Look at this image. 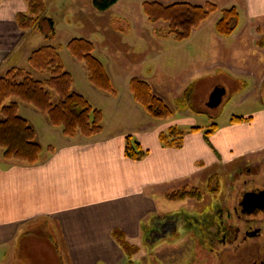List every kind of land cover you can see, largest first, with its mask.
<instances>
[{"label":"crops","instance_id":"obj_1","mask_svg":"<svg viewBox=\"0 0 264 264\" xmlns=\"http://www.w3.org/2000/svg\"><path fill=\"white\" fill-rule=\"evenodd\" d=\"M44 1L47 16L56 24L55 36L50 40L35 29L23 30L18 25L17 15L28 11L26 0L0 2V76L20 68L36 78L29 59L43 46L57 48L64 63L63 46L68 49L70 41L83 37H73L65 45H57L62 30L69 32L86 26L85 29L90 31L101 30L107 43L111 42L105 21L97 12L89 18L86 11L80 9L81 0ZM91 2L93 5V0ZM248 3L252 17L247 24L252 28L250 44L264 51L258 46L263 36L260 29L264 27V0H248ZM70 13L73 20L60 29L59 22ZM257 20L259 23L252 25ZM235 32L232 35L237 37ZM83 39L93 42L94 55L98 58L93 39ZM216 39L228 50L240 49L239 42H231L232 48H229L223 36ZM98 53L103 54L99 50ZM104 66L116 95L98 90L91 84L94 89L90 90L96 95H93L94 101L85 91L73 89L102 110L104 120L100 134L66 137L61 128L56 127V132L52 130L54 126L46 114L41 116L39 110L28 107L31 105H20V115L34 127L37 141L45 150L35 164L0 157V264H132V258L115 240V230L123 231L126 238L138 246V240L150 229L148 222L154 217L165 216L163 212L158 214L170 186H180L199 174L202 164L211 167L217 163L231 164L264 153V105L247 115L246 118H252L249 122L234 123L225 128L217 126L209 143L203 129L187 134L182 148H168L161 143L160 135L170 127H179L181 121L166 124L165 120L150 117L134 100L129 87L132 78L146 80L153 87V73L145 75L142 70L140 75L123 76L119 69L117 73L114 70L124 81L119 89L115 87L109 67ZM210 67L227 68L236 74H254L230 60L214 62ZM70 73L74 87L75 77ZM88 74L87 71L86 81L91 83ZM49 78L47 74L38 80ZM261 87L263 90L264 80ZM153 91L164 99L154 87ZM103 101L106 103L100 105ZM23 105L33 113L32 120L22 114ZM193 122L185 129L198 126L197 121ZM253 124L259 125L261 130L254 131ZM247 128L252 131L243 132ZM44 131L46 134L52 132L51 135L55 133L47 145L42 142ZM129 136L148 151L142 160L126 157L125 145Z\"/></svg>","mask_w":264,"mask_h":264},{"label":"rangeland","instance_id":"obj_2","mask_svg":"<svg viewBox=\"0 0 264 264\" xmlns=\"http://www.w3.org/2000/svg\"><path fill=\"white\" fill-rule=\"evenodd\" d=\"M145 1H159L163 4L185 1L197 5L212 2L218 5L221 10L236 7L241 16L239 28L235 32L237 37L232 35L223 36V38L229 48H232L231 42H239L240 49L228 50L216 39L220 36L216 31V23L222 16L221 10L211 15L197 31L194 30L189 39L177 40L174 35L168 32L166 23H154L148 20L143 9ZM81 2L83 5L80 9L86 11L89 18L97 12L105 21L111 42L107 43L101 30L90 31L85 29L86 26H82V29L73 28L69 32L62 30L59 33L57 45H65L66 41L73 37L93 39L97 45L98 58L106 65L107 69L109 67L108 70L115 81V87L119 89L124 81L115 75L118 69L123 76L140 75L142 70L145 75L152 72L153 87L164 96L166 103L173 111V117L165 120L164 123L177 124L178 121H181L179 128L185 129L187 124L197 121L196 125L203 127L204 131H208L214 125L219 128L228 127L234 124L232 119L235 116L247 117L263 107L261 85L264 80V51L255 49L250 44L249 34L252 28L247 24L251 22L252 17L249 12L248 0H120L106 14L102 13L105 11L97 10L91 0H81ZM69 20H73L71 13L62 22H59V28L65 26L64 24ZM258 23L257 20L252 25L256 26ZM98 50L103 54L98 53ZM61 52L66 69L72 72L75 77L76 83L73 89L78 92L85 91L84 93L95 101L93 95H96L90 90L94 87L86 81L85 64L76 60L65 46ZM164 53L169 55L165 56ZM225 60H230L233 64L254 74H236L227 68L210 67V64L214 62H225ZM33 72L37 79L47 76L46 73ZM217 88L225 90L222 102L217 106H210L212 93ZM56 98L57 96H55V100ZM103 103L106 101L100 105H104ZM23 107L22 114L25 117H31L32 120L33 113L28 112L27 107ZM28 107L37 110L33 106ZM52 128L54 132L58 130L56 127ZM252 128L254 131L261 130L260 126L255 124ZM250 131L252 129L247 128L243 132ZM51 133L47 131L46 134L44 131L42 137L44 145H47L49 139L53 138L55 133L52 135ZM234 139L235 142L238 141V138ZM259 154L262 153L239 159L231 164L217 163L212 167L202 164L203 167L199 174L187 179L182 185L170 186L167 190L168 194L185 190L196 191L200 193V201H198V197L171 202L164 199L162 210L158 215H162V212L165 213V216L178 215L177 212L183 210L191 214L206 215V213H210L214 202L219 200L217 198H222L223 201L227 200L230 180L246 178L247 175L240 171L247 165H253L261 160V157L257 156ZM258 164L263 170L264 163ZM209 183L212 184V191ZM155 219L156 217L151 219L148 225H151L152 220ZM147 234L148 232H145L138 240L139 251L131 257L132 264H210L208 251L195 249L196 247L194 248L192 245L194 240L187 239V236L183 235V228H180L179 236H174L176 239L171 238L170 241L159 239L149 242L146 240Z\"/></svg>","mask_w":264,"mask_h":264},{"label":"trees","instance_id":"obj_3","mask_svg":"<svg viewBox=\"0 0 264 264\" xmlns=\"http://www.w3.org/2000/svg\"><path fill=\"white\" fill-rule=\"evenodd\" d=\"M2 0H0L1 2ZM27 13L17 15L21 29H35L45 39H53L56 33L55 21L46 14L44 0H26ZM120 0H93L99 11H107ZM144 13L154 23L164 22L168 32L177 40L189 39L195 29L199 28L211 15L220 11V7L212 2L197 5L191 2H175L163 4L159 1H145ZM222 16L216 23L219 35L231 36L239 27L241 16L236 7L222 9ZM263 36L258 44L264 48V27L260 29ZM68 49L75 59L85 64L91 84L105 93L116 95L112 81L102 61L94 55L93 42L76 38L69 42ZM30 66L37 72L47 73L50 78L38 80L32 74L20 68H13L0 76V157L6 160H17L27 164L39 162L44 147L37 141V132L30 123L20 115V105L33 106L48 116L52 126L62 129L66 137L77 135L91 137L103 131L104 114L94 107L86 97L73 90V76L65 69L57 48L43 46L34 51L29 59ZM130 91L134 100L152 118L167 120L173 117V111L163 98L154 93L153 87L146 80L132 78ZM57 96V100L54 96ZM186 96L188 95L185 94ZM252 118L235 116L232 123L249 122ZM203 127L192 126L182 129L170 127L161 133V143L168 148H182L185 136L201 131ZM214 125L205 132L207 142L216 131ZM148 151L139 141L128 137L125 155L135 161L142 160ZM200 197L196 191H184L168 194L170 201ZM113 236L129 257L137 254L138 246L132 244L121 230H115Z\"/></svg>","mask_w":264,"mask_h":264},{"label":"flooded vegetation","instance_id":"obj_4","mask_svg":"<svg viewBox=\"0 0 264 264\" xmlns=\"http://www.w3.org/2000/svg\"><path fill=\"white\" fill-rule=\"evenodd\" d=\"M262 96L264 100V88ZM257 156L261 160L257 158L259 161L240 171L247 177L230 180L227 200L217 198L210 213L183 210L178 215L156 218L146 240L170 241L183 228V235L194 240L195 249L208 251L210 264H264V169L257 165L264 163V154ZM208 185L212 191V184Z\"/></svg>","mask_w":264,"mask_h":264},{"label":"water","instance_id":"obj_5","mask_svg":"<svg viewBox=\"0 0 264 264\" xmlns=\"http://www.w3.org/2000/svg\"><path fill=\"white\" fill-rule=\"evenodd\" d=\"M225 90L222 88H217L211 96V103L210 106H217L221 103L223 94Z\"/></svg>","mask_w":264,"mask_h":264}]
</instances>
